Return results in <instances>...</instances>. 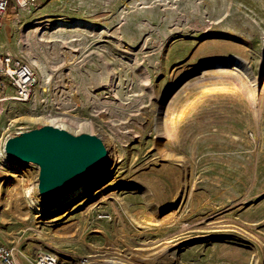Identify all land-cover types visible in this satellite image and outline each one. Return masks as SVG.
I'll return each instance as SVG.
<instances>
[{"label":"rangeland","instance_id":"1","mask_svg":"<svg viewBox=\"0 0 264 264\" xmlns=\"http://www.w3.org/2000/svg\"><path fill=\"white\" fill-rule=\"evenodd\" d=\"M0 52L38 76L28 101H0V147L54 125L108 152L51 214L32 202L38 179L0 157L16 264H264V0H39L10 9ZM167 95L189 108L160 124Z\"/></svg>","mask_w":264,"mask_h":264},{"label":"water","instance_id":"2","mask_svg":"<svg viewBox=\"0 0 264 264\" xmlns=\"http://www.w3.org/2000/svg\"><path fill=\"white\" fill-rule=\"evenodd\" d=\"M9 159L39 167L38 191L56 201L99 175L107 149L93 134L75 135L54 125L22 131L5 140Z\"/></svg>","mask_w":264,"mask_h":264},{"label":"built area","instance_id":"3","mask_svg":"<svg viewBox=\"0 0 264 264\" xmlns=\"http://www.w3.org/2000/svg\"><path fill=\"white\" fill-rule=\"evenodd\" d=\"M39 0H0V28L10 9L34 10ZM38 82L34 69L10 53L0 52V101L31 99ZM0 264H16L9 246L0 242Z\"/></svg>","mask_w":264,"mask_h":264},{"label":"bare ground","instance_id":"4","mask_svg":"<svg viewBox=\"0 0 264 264\" xmlns=\"http://www.w3.org/2000/svg\"><path fill=\"white\" fill-rule=\"evenodd\" d=\"M216 65L217 66H220L221 70H228V69H231L233 71L234 70H238V69H235V67H233L232 65L227 66L225 63L216 64ZM243 76H245V75L243 74ZM242 84L245 85V82H243ZM177 87H178V85H176L174 88H172L171 91H173ZM246 89H247L246 91H247L249 97H253L254 96V90L251 89V85H248L246 87ZM170 98H171V96H168L167 95L164 98V101L162 102L161 107H162V109H164V114L162 115L163 118L160 117V124H161V120H163V119H165V120L171 119L172 120L176 116H179L180 115V111H182L181 112L182 115L185 114L186 111H187V109L189 108V106H187L188 104H186L185 102H182L179 96L175 97L174 100H173V102L170 103V104H168ZM168 127H164L162 129V132L164 134H166L169 138H172V137H174V135L176 133L175 131H177V130H175V127L174 126H173V128H168ZM4 143L5 142H3L1 144V147H0V157L6 163L5 165L7 166V168L8 167H11V166H15L18 169H23V170H25V172L28 175L32 176L35 180H37L38 179V175H39V169H38V167L37 166H34L32 168H27L29 166L28 163L17 162V161H13V160L9 159V157L6 155L5 150H4ZM100 176H101V174L97 175L92 180H90V181L82 184L77 190L68 193L67 195H65L64 197H62V198H60V199H58L56 201H50L47 198H45V197H43V196H41V195L38 194V198H32V202H36V210L38 212H43L44 211L45 212L44 214H51V213H54L55 211L63 210L66 205H68L69 203H71L72 201H74L77 197H79L81 194H83L84 191H85V189L89 185H91V183L97 181L100 178ZM13 184H10L9 186L11 187V186H13ZM3 190H4V187L2 185V186H0V197H3ZM31 190H32V188H29L28 193L31 192ZM45 202L47 204H45ZM29 211H30L29 209H26V214H29ZM121 257H123V256H121ZM45 260H46V263H48V264H55V257H53V256H48L47 255L45 257ZM134 260H136V259H134ZM114 262H116V261H114ZM153 262H154V260H152V259H146L144 263L145 264H151ZM105 264H113V263H111L110 261H107V262H105ZM139 264H141V263H139Z\"/></svg>","mask_w":264,"mask_h":264}]
</instances>
